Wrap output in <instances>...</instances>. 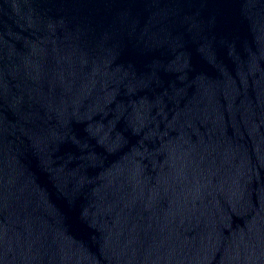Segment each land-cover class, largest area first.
Here are the masks:
<instances>
[{
	"label": "water",
	"instance_id": "95a60500",
	"mask_svg": "<svg viewBox=\"0 0 264 264\" xmlns=\"http://www.w3.org/2000/svg\"><path fill=\"white\" fill-rule=\"evenodd\" d=\"M0 264H264V0H0Z\"/></svg>",
	"mask_w": 264,
	"mask_h": 264
}]
</instances>
